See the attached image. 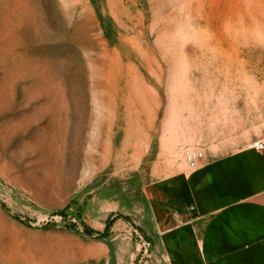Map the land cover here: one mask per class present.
<instances>
[{"label":"rangeland","instance_id":"rangeland-1","mask_svg":"<svg viewBox=\"0 0 264 264\" xmlns=\"http://www.w3.org/2000/svg\"><path fill=\"white\" fill-rule=\"evenodd\" d=\"M30 1L49 33L0 23L11 50L0 85L19 56L59 67L62 86L29 101L30 82L0 86V264H150L146 184L193 170L187 152L235 151L259 127L264 0ZM102 48L112 92L88 66L89 53L103 65Z\"/></svg>","mask_w":264,"mask_h":264},{"label":"crops","instance_id":"crops-1","mask_svg":"<svg viewBox=\"0 0 264 264\" xmlns=\"http://www.w3.org/2000/svg\"><path fill=\"white\" fill-rule=\"evenodd\" d=\"M261 98L250 124L259 127L243 146L146 184L139 229L152 243L150 264H264V151L252 148L264 140Z\"/></svg>","mask_w":264,"mask_h":264},{"label":"bare ground","instance_id":"bare-ground-1","mask_svg":"<svg viewBox=\"0 0 264 264\" xmlns=\"http://www.w3.org/2000/svg\"><path fill=\"white\" fill-rule=\"evenodd\" d=\"M250 8H257V7L253 6V4H250L249 9ZM258 8H260V7H258ZM37 13L38 12H36L33 7L28 5L27 0H0V23L1 24L7 23L8 19L12 16V25L16 26L17 28L24 27V26L27 27V24H28L31 26L32 30H35V31L44 30L45 32L47 31V33H49L48 26L43 25V23L36 18ZM73 13H74V11H72V9L68 10V14L66 17L68 19L72 18ZM254 13L255 12L245 13V15L253 17ZM42 17H44L43 14H42ZM77 31L80 34L85 35V40H83V41L88 45L85 47L86 50L90 53L94 52L95 48H93V45H92L91 40H90L91 30H90L89 26L87 25V22L85 21L83 23V25L78 27ZM41 32H43V31H41ZM2 37L0 39L1 40L0 51H2V54H4V52L8 54V52L11 50H10V48L6 49V47L4 46V39L2 40ZM5 37H7V36H5ZM90 53L88 54V57H87L88 66L91 69H93L92 75L95 76L96 79L101 81V84L97 83L95 85L100 89L107 88L108 91L109 90H111V92L114 91L116 89V85H115L116 79H115V76L113 74L115 72V68L113 66V62H114L113 55L107 49L102 48V52L100 53V56L104 59V63H103V65H97L94 62V59L91 58ZM16 58L18 61L15 63V66H14L15 71L10 72L12 74L6 73L5 76L3 77V80H2L1 85H0L3 90L9 89L12 85L15 84L16 81H19V82L20 81H27V82H30L29 89L27 91V95H28L27 101L35 100L43 94L44 95L50 94L52 96L56 94L55 88L53 86L54 85H57V86L61 85L60 83L62 80V77L60 75L61 70H59L60 69L59 67H58V70H57L58 72H57V71H55L56 67L54 65L53 66L48 65V62L46 65V64H44V62H40L41 60L39 61L40 63H37V62L33 61L32 59H29V58L27 59L26 57L19 59V56H16ZM59 88H61V87L59 86ZM129 91L131 94L134 93L132 88H130ZM144 93H145V91L143 90V92H141V94L144 95ZM55 96H54V98H55ZM107 96H109V95H107ZM53 110H54L53 114L54 115L57 114L58 118H60L61 112L58 113L55 111V109H53ZM60 119H62V118H60Z\"/></svg>","mask_w":264,"mask_h":264},{"label":"built area","instance_id":"built-area-1","mask_svg":"<svg viewBox=\"0 0 264 264\" xmlns=\"http://www.w3.org/2000/svg\"><path fill=\"white\" fill-rule=\"evenodd\" d=\"M252 148L257 149L258 151H264V140L256 141L252 145ZM186 158L188 161L189 166L192 169H196L199 166V162L204 158L203 153L201 151L198 152H187Z\"/></svg>","mask_w":264,"mask_h":264},{"label":"trees","instance_id":"trees-1","mask_svg":"<svg viewBox=\"0 0 264 264\" xmlns=\"http://www.w3.org/2000/svg\"><path fill=\"white\" fill-rule=\"evenodd\" d=\"M111 224L108 225V228L110 227ZM104 236H107V230H106V233L104 234Z\"/></svg>","mask_w":264,"mask_h":264}]
</instances>
